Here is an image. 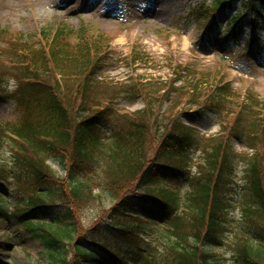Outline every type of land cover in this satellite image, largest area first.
<instances>
[{
	"label": "trees",
	"instance_id": "16d2710c",
	"mask_svg": "<svg viewBox=\"0 0 264 264\" xmlns=\"http://www.w3.org/2000/svg\"><path fill=\"white\" fill-rule=\"evenodd\" d=\"M236 1L214 0L192 15L212 27ZM241 4L244 13L234 14L224 34L245 17L263 19L264 0ZM110 40L88 23L57 22L33 37L0 26V105L14 101L23 114L19 123L0 124V153L8 146L12 154L10 164L0 157V187L11 180L20 186L13 214L0 198V218L25 226L48 264H227L216 251L233 231L241 190L247 227L229 246L231 264H264V100L250 90L239 95L221 71L192 66H178L168 82L112 90L99 79ZM145 58L137 52L127 62ZM123 95L142 98L145 110L122 115ZM164 103L165 112L189 106L213 113L224 119L223 131L204 138L177 115L163 118ZM234 141L252 154H238ZM98 188L113 203L104 238L75 241L76 213L99 199Z\"/></svg>",
	"mask_w": 264,
	"mask_h": 264
},
{
	"label": "rangeland",
	"instance_id": "374dc122",
	"mask_svg": "<svg viewBox=\"0 0 264 264\" xmlns=\"http://www.w3.org/2000/svg\"><path fill=\"white\" fill-rule=\"evenodd\" d=\"M205 2L209 5L213 0H0V26L9 32L33 37L40 29L57 22L74 28L82 23L92 24L111 39L109 62L99 79L120 93L124 86H132L136 81L149 84L161 79L168 82L178 66H192L212 74L221 71L226 83L230 82L239 95L250 90L264 100V21L253 22L248 17L233 34H224L233 14L243 12L240 3H236L234 12L221 10L211 27L208 22L197 21L192 16ZM137 52L146 53L148 58L136 65L127 62ZM131 98L125 95L119 98L122 115L145 110L142 98ZM169 106L170 103H164L160 111L163 118L177 115L182 124L196 129L204 138L218 136L223 131L224 119L213 113L189 106L165 112ZM22 115L14 101L0 105L2 125L19 123ZM234 143L238 154L252 153L244 144ZM0 157L5 164H10V147L5 146ZM195 157L199 160L202 151ZM49 164L59 177H65L59 165L54 161ZM244 170V163L239 160L235 173L239 186L244 182ZM19 187L14 180L0 187V198H4L7 212L11 214L18 206L15 193ZM95 194L99 199L76 213L79 232L75 241H87L92 236L104 238V228L109 225L106 212L113 203L101 189H96ZM234 197L236 206L230 216L233 231L225 246L216 251L227 264H231L233 256L229 246L247 227L243 224L242 191L238 190ZM204 250L210 251L207 247ZM47 261L43 245L25 226L12 216L0 218V264H48Z\"/></svg>",
	"mask_w": 264,
	"mask_h": 264
}]
</instances>
